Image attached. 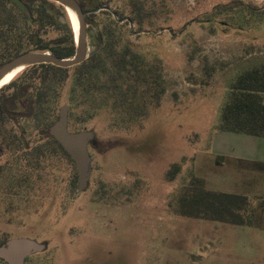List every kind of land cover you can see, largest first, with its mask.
<instances>
[{"label": "rangeland", "instance_id": "1", "mask_svg": "<svg viewBox=\"0 0 264 264\" xmlns=\"http://www.w3.org/2000/svg\"><path fill=\"white\" fill-rule=\"evenodd\" d=\"M142 1V26L97 12L96 26H86L88 45L96 46L101 30L110 26L115 50L137 58L153 78L162 75L160 104L142 101L144 86L133 83V67L122 73L99 67L94 74L101 88L94 94L76 83L77 70L71 69L63 82L51 84L36 115L18 124L7 121V141L0 144V243L11 238L43 243L45 250L25 264H264V166L229 155L238 147L219 129L232 80L264 64V15L232 5L215 10L235 0ZM242 1L264 9V0ZM101 2L119 19L130 18V0ZM4 22L25 25L9 0H0V26ZM40 34L48 42L59 33L47 27ZM99 58L109 60L104 47ZM22 72L9 84H31L18 101L25 108L42 81L40 70ZM120 74L130 95L137 93L129 109L116 104V93L102 89ZM63 105L69 106L70 130L94 136L89 184L81 193L75 163L42 133ZM175 165L180 172L171 181ZM196 177L210 190L250 195L247 216L262 230L238 235L224 225V234L210 221L178 215L179 191Z\"/></svg>", "mask_w": 264, "mask_h": 264}, {"label": "trees", "instance_id": "2", "mask_svg": "<svg viewBox=\"0 0 264 264\" xmlns=\"http://www.w3.org/2000/svg\"><path fill=\"white\" fill-rule=\"evenodd\" d=\"M20 1L27 7L30 16L25 14L14 0H9L22 15L25 25L18 28L13 22H4L0 26V66L20 53L34 47L41 50L49 49L52 54L59 57L66 58L73 56L76 50L75 31L69 20L62 21L61 17L63 13L60 11V8L48 0ZM36 2H39V5H35ZM80 3L85 11H92L103 6L101 0H80ZM223 5L221 7L216 6L215 10L221 13L226 9V5H232L231 7H243L244 12L247 11L255 14L262 12L261 15H264L263 8H257V6L247 4L242 0H235ZM129 7L131 12L129 19L142 26L146 21L145 3L142 0H130ZM104 11L112 14L108 10ZM116 14L118 15L117 12ZM96 16L97 13L91 12L86 17L90 29L96 26ZM118 17L120 16L118 15ZM47 27L59 33L56 38L48 42L40 34ZM104 31L107 32L104 33ZM111 33L112 29L110 26L108 29L101 30L99 39L97 40V51L79 65L71 68H61L51 64L34 66L32 71L37 73L40 70L42 84H40L37 90L36 99H31L25 108H20L17 100L20 97L23 98L28 93L29 88L32 87L30 83L24 82L17 87L15 80L0 89L1 145H4L3 142L5 140L7 141L3 125L7 121L18 124L20 118H28L36 115L37 109L42 110V106L46 104L45 101H47L51 84L63 82L66 79L68 71L71 69L77 70L76 83L80 86L83 85L86 91L94 94L100 91L99 88H101V86H97V75L94 74L99 67L110 71L109 73L112 71L122 73L123 71L131 70V67H133L137 74L135 75L133 83L144 86L142 101L153 103L155 106L160 104L165 92V83L162 75L159 74L153 78L141 65L138 66L136 64L137 58H130L129 54L125 51L115 50L114 42L110 39ZM105 35H108L107 40L104 39ZM103 47L109 60L102 61L99 58V53ZM107 63H110L109 67H107ZM126 80L125 76L120 74L119 77H113L108 80L104 86L102 85V89H105L108 93H116V104L119 107L129 109L137 93L134 96L130 95L131 87L125 86ZM9 89L13 91L6 93ZM229 90V96L222 107L219 129L221 131L264 137V64L254 65L239 73L230 83ZM50 126L43 128L42 133L49 138L54 148L58 149L73 162L61 144L50 134ZM20 141L25 142L23 138ZM252 164L264 166L256 162ZM1 172L2 169L0 168V174ZM179 172L180 166L175 165L169 172V179L172 181ZM249 207H251V203L246 196L231 192L210 190L206 187L204 179L198 177L192 178L189 184L179 191L174 206L176 208L175 212L183 217L236 225H250L252 223V218L247 216ZM4 242L0 244L3 245L5 244Z\"/></svg>", "mask_w": 264, "mask_h": 264}, {"label": "water", "instance_id": "3", "mask_svg": "<svg viewBox=\"0 0 264 264\" xmlns=\"http://www.w3.org/2000/svg\"><path fill=\"white\" fill-rule=\"evenodd\" d=\"M21 10L30 16V12L23 2L14 0ZM56 2L67 11H72L78 20L79 31L76 35V50L71 57H59L46 51H26L13 57L0 67V83L11 73L24 70L28 67L40 64H51L61 68H70L83 63L97 51V45L90 47L87 39L86 14L97 13L101 10L110 11L119 21H132L126 17L119 19L116 12L110 7H101L91 12H84L78 0H50ZM20 73V72H19ZM69 106L63 105L60 108L58 119L49 128L50 134L61 144L69 154L78 172L77 191L84 192L89 184L90 178V152L89 144L94 136L90 131H71L69 126ZM45 250V245L29 238H11L5 245L0 246V258L7 264H25L26 259L34 253Z\"/></svg>", "mask_w": 264, "mask_h": 264}, {"label": "crops", "instance_id": "4", "mask_svg": "<svg viewBox=\"0 0 264 264\" xmlns=\"http://www.w3.org/2000/svg\"><path fill=\"white\" fill-rule=\"evenodd\" d=\"M220 135H223L222 136L223 139L234 142V144H236L238 147L237 151H234L233 153L229 155H235L237 156V158H243L246 160H250L252 161V163L264 162V137L248 135V134H243V133L228 132V131H223L222 134ZM227 157H230V156H227ZM213 190L236 193V194L244 195L246 197L250 196L247 194L237 193L233 191H224V190H219V189H213ZM206 221L212 222V224L210 225L215 231H219L220 229L223 231L224 234H228V231H225L226 228H224L225 227L224 225H231L232 227H234L231 231H234V233H237L238 235H241V234L243 235L245 229L262 230L261 228H263V226L253 227L254 226L253 223H251L250 225H236V224L219 222V221H211V220H206ZM224 242H226V238L224 239Z\"/></svg>", "mask_w": 264, "mask_h": 264}, {"label": "flooded vegetation", "instance_id": "5", "mask_svg": "<svg viewBox=\"0 0 264 264\" xmlns=\"http://www.w3.org/2000/svg\"><path fill=\"white\" fill-rule=\"evenodd\" d=\"M48 1H50V0H48ZM79 2H80V0H78ZM50 2H53V1H50ZM53 3H55L56 4V6L58 7V8H60V11H62V13H63V15H62V17H61V19H62V21H66V20H69V22L71 23V26H72V28H73V30L75 29L74 28V25L72 24V21L70 20V17H69V11H67L66 9H65V7H63L62 5H60V4H58V3H56V2H53ZM81 4V3H80ZM82 6V5H81ZM83 8V7H82ZM99 8H101V7H99ZM98 9V8H97ZM84 10V9H83ZM96 10V9H95ZM93 11V10H92ZM102 11V10H101ZM84 12H91V11H85L84 10ZM88 14H90V13H87L86 14V17H87V15ZM85 17V18H86ZM86 25L89 27V25L87 24V20H86ZM75 31V30H74ZM87 39H88V31H87ZM26 51H48V52H51L49 49H44V50H41V49H37V48H31V49H28V50H26ZM26 51H24V52H26ZM23 53V52H22ZM52 53V52H51ZM41 65V64H40ZM34 66H37V65H34ZM34 66H31V67H28V68H26V69H24V70H22L23 72H25V71H27V69H32ZM1 67V66H0ZM71 68V67H70ZM21 71V72H22ZM20 72V73H21ZM22 72V73H23ZM8 85V84H7ZM6 85V86H7ZM5 87V86H4ZM29 89H31V87L29 88ZM21 98V97H20ZM20 98H18V100H17V104H18V101H19V99ZM8 240H6L4 243L6 244V242H7ZM5 244H3V245H5ZM0 246H2V244H0ZM1 259V258H0ZM2 260H4V259H2ZM5 261V260H4Z\"/></svg>", "mask_w": 264, "mask_h": 264}, {"label": "bare ground", "instance_id": "6", "mask_svg": "<svg viewBox=\"0 0 264 264\" xmlns=\"http://www.w3.org/2000/svg\"><path fill=\"white\" fill-rule=\"evenodd\" d=\"M69 17H70V20L72 21V24L74 25L75 33H78L79 24H78V20H77L76 15L72 11H69ZM19 72H21V70L15 71V72L11 73L10 75H8L7 77H5L2 80V82L0 83V88L9 84L17 76V74H19Z\"/></svg>", "mask_w": 264, "mask_h": 264}]
</instances>
